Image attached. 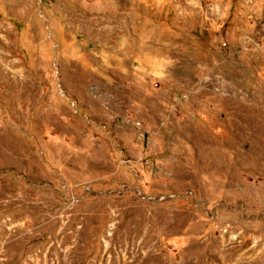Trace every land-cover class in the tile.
Instances as JSON below:
<instances>
[{
	"label": "rangeland",
	"instance_id": "374dc122",
	"mask_svg": "<svg viewBox=\"0 0 264 264\" xmlns=\"http://www.w3.org/2000/svg\"><path fill=\"white\" fill-rule=\"evenodd\" d=\"M0 264H264V0H0Z\"/></svg>",
	"mask_w": 264,
	"mask_h": 264
}]
</instances>
